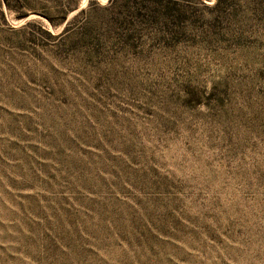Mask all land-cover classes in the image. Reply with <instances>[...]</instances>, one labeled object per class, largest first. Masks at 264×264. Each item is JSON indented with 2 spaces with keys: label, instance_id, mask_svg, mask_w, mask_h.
Wrapping results in <instances>:
<instances>
[{
  "label": "rangeland",
  "instance_id": "1",
  "mask_svg": "<svg viewBox=\"0 0 264 264\" xmlns=\"http://www.w3.org/2000/svg\"><path fill=\"white\" fill-rule=\"evenodd\" d=\"M0 264H264V0H0Z\"/></svg>",
  "mask_w": 264,
  "mask_h": 264
}]
</instances>
